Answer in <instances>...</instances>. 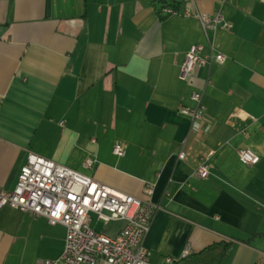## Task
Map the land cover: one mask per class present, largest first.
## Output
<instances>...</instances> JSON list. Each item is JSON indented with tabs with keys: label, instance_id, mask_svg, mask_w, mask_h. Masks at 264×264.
Returning a JSON list of instances; mask_svg holds the SVG:
<instances>
[{
	"label": "crops",
	"instance_id": "crops-1",
	"mask_svg": "<svg viewBox=\"0 0 264 264\" xmlns=\"http://www.w3.org/2000/svg\"><path fill=\"white\" fill-rule=\"evenodd\" d=\"M157 1L0 0V190L14 189L31 153L156 205L143 241L150 264L219 243L230 245L219 264H264V1L172 0L178 14L165 18ZM185 10L232 25L209 35L225 62L187 81L185 54L209 49ZM194 93L199 130L180 114ZM238 150L259 162L242 165ZM64 240L60 225L0 210V264L56 260Z\"/></svg>",
	"mask_w": 264,
	"mask_h": 264
},
{
	"label": "built area",
	"instance_id": "built-area-1",
	"mask_svg": "<svg viewBox=\"0 0 264 264\" xmlns=\"http://www.w3.org/2000/svg\"><path fill=\"white\" fill-rule=\"evenodd\" d=\"M231 2L220 0L221 6ZM177 14L168 8L161 9V15L165 17ZM183 15L199 22L209 49V53L204 54L203 47L195 45L185 54L180 79L187 81L197 68L225 62L223 55L214 52L209 35L218 30L229 31L232 25L219 12L208 16L196 10H185ZM190 99L195 107L181 108L180 114L199 130L205 121L201 95L194 93ZM112 154L123 157L125 150L116 144ZM236 154L244 166L252 167L259 162V157L249 150H238ZM178 158L182 159L183 154H178ZM92 165L93 161L86 159L83 167L89 169ZM208 176L209 166L204 161L198 166L196 177L204 180ZM147 194H150L149 190ZM5 207L44 218L50 226L60 225L65 229L61 256L37 264H150L152 252L144 247L143 241L158 207L149 200L134 198L47 159L28 154L14 189L0 190V210ZM91 216L104 226L112 222L125 225L117 235L109 237L91 227ZM189 255V248H185L178 261ZM176 263L166 258L162 264Z\"/></svg>",
	"mask_w": 264,
	"mask_h": 264
},
{
	"label": "trees",
	"instance_id": "trees-1",
	"mask_svg": "<svg viewBox=\"0 0 264 264\" xmlns=\"http://www.w3.org/2000/svg\"><path fill=\"white\" fill-rule=\"evenodd\" d=\"M158 9L156 10L157 15L160 18H165L161 15V9L168 8L177 12L172 0H158ZM230 250V245L226 243H219L212 245L201 253L195 256H188L186 259L181 260L182 264H219V262L227 256Z\"/></svg>",
	"mask_w": 264,
	"mask_h": 264
},
{
	"label": "rangeland",
	"instance_id": "rangeland-1",
	"mask_svg": "<svg viewBox=\"0 0 264 264\" xmlns=\"http://www.w3.org/2000/svg\"><path fill=\"white\" fill-rule=\"evenodd\" d=\"M92 219H93L92 221H94V218H92ZM102 229H103L102 224L98 222V224H96V226H95V231L100 233L102 231Z\"/></svg>",
	"mask_w": 264,
	"mask_h": 264
}]
</instances>
